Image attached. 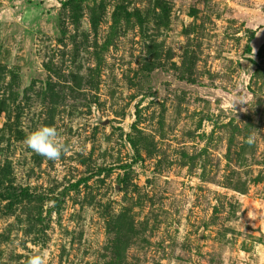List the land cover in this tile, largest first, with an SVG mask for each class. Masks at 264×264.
<instances>
[{
  "label": "rangeland",
  "instance_id": "374dc122",
  "mask_svg": "<svg viewBox=\"0 0 264 264\" xmlns=\"http://www.w3.org/2000/svg\"><path fill=\"white\" fill-rule=\"evenodd\" d=\"M34 247L264 264V0H0V264Z\"/></svg>",
  "mask_w": 264,
  "mask_h": 264
},
{
  "label": "clouds",
  "instance_id": "9594fccd",
  "mask_svg": "<svg viewBox=\"0 0 264 264\" xmlns=\"http://www.w3.org/2000/svg\"><path fill=\"white\" fill-rule=\"evenodd\" d=\"M25 144L34 153L49 160H59L69 150L63 133L54 125H41L25 138ZM26 264H48L45 251L35 248Z\"/></svg>",
  "mask_w": 264,
  "mask_h": 264
}]
</instances>
